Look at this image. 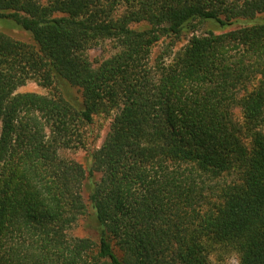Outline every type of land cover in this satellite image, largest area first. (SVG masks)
Instances as JSON below:
<instances>
[{"label":"trees","instance_id":"1","mask_svg":"<svg viewBox=\"0 0 264 264\" xmlns=\"http://www.w3.org/2000/svg\"><path fill=\"white\" fill-rule=\"evenodd\" d=\"M263 17L264 0H0L35 43L0 34V264H264ZM102 40L116 52L94 64ZM35 79L81 101L16 94ZM106 110L86 170L63 152ZM83 219L96 239L72 234Z\"/></svg>","mask_w":264,"mask_h":264},{"label":"rangeland","instance_id":"2","mask_svg":"<svg viewBox=\"0 0 264 264\" xmlns=\"http://www.w3.org/2000/svg\"><path fill=\"white\" fill-rule=\"evenodd\" d=\"M44 3H49L51 0H43ZM264 20V17H263ZM216 32H219L217 29ZM0 34H5L12 39L25 43L30 46H35L31 34L18 27L15 23L7 19L0 18ZM191 34L184 35L181 39L175 38H164L157 45L150 50L148 65L155 67L158 65L170 66L179 56L184 53L189 45ZM116 52L115 43L111 40L100 41L93 49L88 52L90 60L94 64H99L105 59L111 57ZM35 93L38 95L58 97L64 96L71 101H81V93L70 87L67 84H54L52 87L45 86L40 83L39 80H31L26 83L23 87H20L16 94ZM113 111L102 112L101 115L95 117L93 124L85 128L86 134V147L80 150H66L63 152V156L77 161L82 164L86 170L89 167L91 161V154L93 149H99L102 145L104 138L109 132V128L113 119ZM99 177L97 176L96 179ZM86 200L88 201V187L84 193ZM74 236L78 237H90L93 239L97 238L96 230L93 224H89L85 219L81 220L77 227L72 231ZM215 257V256H214ZM221 258L224 264H239V255L234 252H222L217 254L215 258L218 260Z\"/></svg>","mask_w":264,"mask_h":264}]
</instances>
